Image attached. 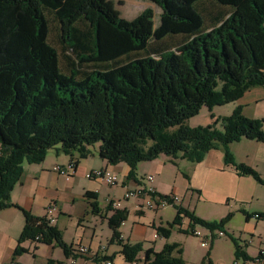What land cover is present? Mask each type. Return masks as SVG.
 <instances>
[{
  "label": "trees",
  "instance_id": "trees-1",
  "mask_svg": "<svg viewBox=\"0 0 264 264\" xmlns=\"http://www.w3.org/2000/svg\"><path fill=\"white\" fill-rule=\"evenodd\" d=\"M146 1L161 9L156 28L152 9L131 21L122 18L114 0H0V211L19 208L25 220L8 264H17L27 242L35 249L37 244L58 246L64 257L80 258L46 217L10 201L25 165H40L50 150L69 156L76 171L79 160L94 155L91 147L97 144L100 159L129 167L128 181H137L140 163L161 156L200 163L211 151H223L225 166L264 186L262 175L237 163L229 147L242 140L264 144V119H248L238 106L229 116L211 115L213 123L207 127L186 124L203 107L235 104L248 91L264 88V0ZM203 1L231 11L207 26L198 10ZM49 14L60 28L68 72L49 42ZM86 198L99 214L96 193L87 192ZM172 207V226H180L185 217L190 223L186 234L194 235L196 227L222 231L235 247L236 260L256 262L257 256H248L225 231L231 214L219 222L203 221L180 204ZM107 209L112 216H100L112 231L111 244L121 247L127 264L140 262L143 244L121 236L128 210L111 204ZM172 226H159L158 236L168 238ZM175 252L181 255L183 248L168 243L158 253L150 248L144 262L185 264ZM94 260L113 263L108 256ZM206 262L213 264L209 253L202 264Z\"/></svg>",
  "mask_w": 264,
  "mask_h": 264
},
{
  "label": "rangeland",
  "instance_id": "rangeland-1",
  "mask_svg": "<svg viewBox=\"0 0 264 264\" xmlns=\"http://www.w3.org/2000/svg\"><path fill=\"white\" fill-rule=\"evenodd\" d=\"M114 2L116 4V10L121 13L124 19L133 21L145 9H152L155 14V26L157 27L160 23L161 9L150 1L114 0ZM198 10L204 15L207 26L211 25L212 19H223L231 11L230 7H222L212 1H203L199 3ZM48 17L51 28L49 42L55 46L61 54V69L64 72H68V62L64 58V55L62 56L61 52V32L59 25L55 22L51 14H49ZM68 53L69 57L74 59L70 50ZM233 106V104H228L223 107L216 106L212 110L203 107L199 115L187 121L186 124L190 127H207L213 123L211 115L215 118L229 116L233 113ZM253 108L255 109V118L248 119H264V101ZM247 113L250 115L249 117L254 115L252 111L249 110ZM217 128L219 131H222V123H219ZM245 145L250 147L254 145L252 148L255 150H258L257 148L262 146L255 142H242L240 146H233L235 150H238L237 153L242 160H246V154L244 153L246 151ZM98 148L99 146L97 144L91 147L94 155L87 161H83L82 159L79 160L78 171L69 181H67L65 177L52 172L53 168L56 166L67 168L69 165H62L55 160L52 154L48 153L44 162L40 164L44 169L41 182L42 184L45 183V186L34 202L36 211L40 213V216L36 217L47 218L48 206L56 202L61 211L57 210L52 214L51 217L55 219L52 226L60 230L63 240L67 245H73L74 247L76 245L84 246L88 249L87 255L91 254L93 258L97 257L95 255L100 249H106L108 257L113 259L112 264H127L124 257L119 254L121 247L116 243L111 244L112 231L108 227V224L105 223L101 225L100 223V214L109 211L107 209L109 197L112 198L115 191H117V195L119 196L120 191L118 189L120 188H112L105 183H100V194L97 202L100 210L99 214L93 212V207L90 204L91 201L86 198V190L91 186L87 177L88 172H90L89 169L101 164V159L97 153ZM212 153V158H208L207 160L206 157V159L200 163L187 162L182 156H179L178 159H173L171 157L167 159L168 161H166L165 157L153 160L161 170L164 169L160 180L164 183V193L165 195L177 196L181 202L179 204H182L183 207L193 212L203 221L216 220V222H219L226 219L228 215L231 214L232 217L225 227L227 229L229 227V231L231 235H233L232 237L237 239L245 250L247 249L245 246L253 242L248 246V253L254 255L258 252L259 240L261 248L264 249V221L256 218L257 215H264V186L257 183L251 177L245 176L240 178L231 171L225 170L223 166V151L214 150ZM251 160L256 162L254 159ZM257 165L260 170L264 172V165L262 166L261 162H258ZM35 166L36 165H33L29 168V165L26 164L25 168L27 167V169L34 171L31 167ZM249 167L259 172L263 178V174L258 169L252 166ZM95 170L96 169L93 171ZM99 170L101 169L96 171ZM38 182L39 179L30 175V177L25 180L27 184L25 186V191L31 193L33 187L37 186ZM122 183L123 180L120 179L118 187H122ZM118 196L116 197L119 198ZM124 202L126 201H122V203ZM124 208L126 207L123 206L121 209ZM126 210L128 209L126 208ZM143 211L145 212L144 217L135 214L132 209L130 213L128 210V218L125 221L126 226L120 227L125 237L128 236L129 230L135 223L143 228L136 241H140L144 249L140 254V262L136 264H145L144 253L147 249L154 248V252L158 253L167 243L170 245H179L183 248L181 255L177 252L174 254L175 256H181L185 264H201L209 250H211V246L203 248L202 238L185 233V231L189 229V219L184 217L180 226H172L174 219H176V210L173 207L167 206L159 210L145 208ZM108 214L111 213L109 212ZM22 215L21 213L18 219L12 220L11 222L0 219V264H8V261L17 248L21 232L24 228ZM152 223H155L156 227L152 226ZM246 224H249V226L247 227ZM159 225L167 228L172 226L171 234L168 238H164L161 235L155 238V236L158 235L157 228ZM196 230L200 231L204 237L209 235L208 231L200 227H196ZM92 234L95 236L93 243L90 245ZM213 243L214 251H212L211 256L213 264H244L242 259H235V247L229 237H216ZM22 247L25 248L27 252L16 258L15 261L17 264H45L47 259L56 260L55 264H60L57 262V259L62 250L58 246L37 244V249H35L34 243L27 242ZM98 254V257H103L102 252L99 251ZM87 255L79 256L84 257ZM206 264L208 263L206 262Z\"/></svg>",
  "mask_w": 264,
  "mask_h": 264
},
{
  "label": "crops",
  "instance_id": "crops-1",
  "mask_svg": "<svg viewBox=\"0 0 264 264\" xmlns=\"http://www.w3.org/2000/svg\"><path fill=\"white\" fill-rule=\"evenodd\" d=\"M154 28H156L155 24H154ZM175 40H178V39H175ZM262 101H264V88H255V89L245 93L244 97L241 100L237 101L235 104L232 103L234 105L233 111L238 106H241L243 108L244 115L248 116V118H255V112H254L255 109L253 107H256V105H258ZM248 110L252 111V113L254 114L252 117H249L250 115L247 113ZM242 142L253 143L255 141L242 140L239 143H235V144H232L231 146H229L232 154L234 155V157L236 159V162L241 163V164L246 163L245 165H248V167L249 166L255 167L256 169H258L263 174V178H264V172H262L260 170L259 166L257 165L258 162H261L262 166L264 165V144L255 142L259 145H262V146H260V148H257L258 150H255L252 148L254 145L251 147L248 145H245L246 151L244 153L246 154V160H242L239 158V155L237 153L238 150H235L233 148V146H235V145L240 146V144ZM49 154H52V156L55 158V160L64 166L69 165L70 162L72 161V159L69 156H67L66 154H58V152H56L54 150H50ZM212 154L213 153L211 151L207 155V160H208V158H212ZM75 157H77V155ZM90 157H93V155ZM90 157H88L87 159H85L83 161H87ZM161 157H165L166 161H168L167 159L171 158V157H167V156H161ZM251 159L256 160L257 163L255 161H252ZM33 165H36V164H33ZM33 165H29V168H30V166H33ZM41 166L42 165H36L35 167H31L32 169H34V171H31V169H27V167L25 168L22 183H19V185H16V187L14 188V191L12 192V199L10 200L12 204L20 206V208L35 214V216H40V213L38 211H36L34 202L36 201V197L42 192V189H44V186H45L44 185L45 183L42 184V182H41L42 175L44 173V169ZM223 166H224L225 170L231 171L233 174H235L238 177V175L236 174L235 170L232 167L225 166L224 162H223ZM77 168H79V167H77ZM94 169H96V170L108 169L109 171H111V173L118 175L119 181H120V179L123 180L122 187H118L119 184L116 186V188H120V189H118L120 191V195L118 196L117 191H115L114 196H112V198L109 197L107 207L112 202L122 199L125 191L133 190V189L137 188L138 186L153 187L157 194L165 195L164 190H163L164 189V183L160 181L161 175L163 174L164 169L161 170V168L159 166H157V163H155L154 161L144 162V163H140L138 165V170L136 173L137 174V181H128L127 180V176H128V173H130V169L125 163H120L116 166H112V165L108 164V162L106 160L101 159V164L96 165V167H91L89 169V171L92 172ZM77 171H78V169L73 173V176H71V178L75 176ZM90 172H88V174ZM30 175H32V177H36L37 179H39V182H38L37 186L33 187V190L31 193H27L25 191V188H26L25 186L27 185L25 183V180H27V178L30 177ZM148 176L154 177L153 183L147 182L146 178ZM88 180L90 181L91 186L87 188L86 192L96 193L97 201H98L99 194H100L99 189L101 187L100 183H102V182H99L96 180H90V179H88ZM67 181H69V180H67ZM116 196H118L119 198H117ZM122 201H125V200H122ZM144 202L145 201H143V200H129V201H126L124 203L121 202L119 207H113L112 204H111V206L114 209H121L123 206H125L129 210V213H130V210L132 209L135 214H137V215L142 214L143 215L142 217H144L145 212L141 209V206L144 204ZM54 205H56L57 210L61 211V209L58 208L59 206L56 202H54ZM180 205H182V204H180ZM21 213L23 214V212H21L19 210V208L17 209L16 207H12V208L7 209V210L4 209V210L0 211V219L6 220L7 222H11L12 220L14 221V220L18 219V217ZM101 214L108 216V217L112 216V213L111 214L101 213ZM23 220H24V216H23ZM100 223H101V225H103V224L107 223V220H104L103 218H101ZM24 225H25V220H24L23 226ZM124 226H126V223H124V225H122V227H124ZM152 226L156 227L155 223H152ZM159 226H162V225H159ZM246 226L248 227L249 224H246ZM141 229H143V228L140 227L139 224L135 223V225L129 230L128 236H126V237L123 234L124 232L120 229L121 236L125 240V242H129L131 244L138 243L140 241H136V240L139 236V233L141 232ZM229 230H230L229 227H228V229L225 227V231L231 235ZM94 236L92 234V239L90 241V245L93 243ZM251 243H253V242H250V244H247L245 246L247 249L246 250L244 249V250L248 256H250L251 258H255L258 255V252H260V250L262 249L261 243L259 240L258 241V252H256V254H254V255H250L248 253V250H249L248 246L251 245ZM210 246H211V250H209L208 253L210 254V252H211V255H210V258H211L212 251H214V243L212 242ZM89 248H90V246H89ZM99 251L102 252L103 257L108 256L106 249H100ZM99 251L97 252V254L95 256L99 255L98 254ZM12 257H13V255H12ZM12 257L10 260H12ZM94 259L95 258H93L91 254L84 256V257L80 256V258L78 257L76 259L75 258L69 259V258L64 257V254L61 251L59 258L57 259V262L60 264H102L103 263V262L97 263V262H95ZM10 260L8 261V263L10 262ZM47 261H50V260L47 259ZM47 261L45 264H47ZM55 262H56V260H55ZM202 262H201V264H202ZM247 264H258V263L250 262Z\"/></svg>",
  "mask_w": 264,
  "mask_h": 264
},
{
  "label": "built area",
  "instance_id": "built-area-1",
  "mask_svg": "<svg viewBox=\"0 0 264 264\" xmlns=\"http://www.w3.org/2000/svg\"><path fill=\"white\" fill-rule=\"evenodd\" d=\"M0 153H1V147H0ZM52 172H55L56 174L63 176L67 180H69L71 178V176L73 175V173L75 172V168L73 167L72 164H69V166L67 168L56 166L53 168ZM87 177L90 180H96V181L105 183V184L111 186L112 188L116 187L119 184L118 175L111 173V171H109L108 169L99 170V171H96V170L92 171L87 175ZM146 180L148 183H153L154 177L148 176L146 178ZM122 200H125V201L143 200L145 202L141 206L142 210L145 208L151 209V210L152 209L159 210V209H163L167 206L172 207V205H176V204L180 203V200L177 196L169 195L168 199H162V198L158 197L154 188L148 187V186H142V187L138 186L137 188H135L133 190L125 191L122 199H120L118 201H114L111 204L113 207H119ZM47 210H48L47 220L52 225V224H54L55 220L51 216L54 212L57 211V207H56V205L53 204L51 206H48ZM256 218L264 221V218H261L259 215H257ZM123 225H124V223H123ZM208 232H209V235L204 237V236H202L203 234L200 231H197L195 229V233L193 235V236H197V237H200L203 239V241H202V247L203 248H207L208 246H210L211 243L214 241V238L227 236L222 231H217V232L208 231ZM158 237H159L158 235L155 236V238H158ZM73 249L79 255H87L88 254V249L84 246L76 245L75 247H73ZM255 263L264 264V249H261L260 252H258L257 260ZM102 264H112V262L107 260V261H104Z\"/></svg>",
  "mask_w": 264,
  "mask_h": 264
}]
</instances>
